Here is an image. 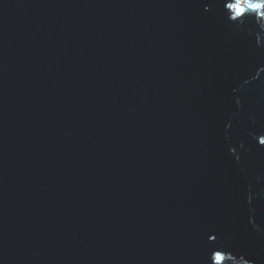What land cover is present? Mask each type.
<instances>
[{"label":"water","instance_id":"obj_1","mask_svg":"<svg viewBox=\"0 0 264 264\" xmlns=\"http://www.w3.org/2000/svg\"><path fill=\"white\" fill-rule=\"evenodd\" d=\"M234 0H0V264H264V17Z\"/></svg>","mask_w":264,"mask_h":264},{"label":"snow or ice","instance_id":"obj_2","mask_svg":"<svg viewBox=\"0 0 264 264\" xmlns=\"http://www.w3.org/2000/svg\"><path fill=\"white\" fill-rule=\"evenodd\" d=\"M226 7L230 10L233 20L243 17L246 12H255L264 17V0H234V2H227ZM261 143H264V139ZM222 259L220 253L215 254L216 264H221Z\"/></svg>","mask_w":264,"mask_h":264}]
</instances>
